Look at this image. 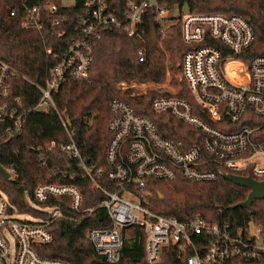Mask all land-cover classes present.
<instances>
[{
    "label": "built area",
    "instance_id": "obj_1",
    "mask_svg": "<svg viewBox=\"0 0 264 264\" xmlns=\"http://www.w3.org/2000/svg\"><path fill=\"white\" fill-rule=\"evenodd\" d=\"M78 1L81 6L75 34L57 51L52 46L46 47L55 62L44 82L29 79L40 90L32 107L20 108L21 98L10 83V78L19 71L2 57L0 50V123L9 119L17 127L31 110L57 109L54 91L69 77L89 75L95 41L101 38L105 28L114 26L130 36L141 35L146 12L152 13L162 29L179 24L183 40L191 45L180 63L181 88L156 96L152 107L156 112L172 114L196 128L197 142L188 144L183 139H172L160 131L151 116L138 113L129 101L115 96L110 102L111 139L106 150V166L83 160L80 147L72 137L60 143L51 141L46 144L47 149L58 146L61 153L79 158L82 177L92 180V190L99 188L106 194L100 206L106 208L111 224L89 228L87 235L110 262L120 258L124 228L130 225H140L145 230L149 262L160 260L170 244L178 246L187 264H222L234 255L250 258L257 250L264 251V222L250 220L243 234L241 229L233 234L227 224L207 220L202 214L181 220L160 214L149 206L152 179L184 177L211 181L222 176V171L264 179V141L252 138L260 126L244 125L228 131L217 125L239 120L248 107L264 115V55H255L249 61L238 56L254 41L250 21L239 13L195 12L188 1L182 0H126L124 8L110 7L108 0H75L70 5ZM24 13L21 23L24 29L42 30L50 25L49 30H52L66 18V13L59 12V6L51 0L25 3ZM65 33V29L58 31L59 36ZM139 55L140 60H144L143 50ZM232 63L233 67L229 68ZM230 69L243 79L237 80ZM121 83L119 87L124 89L138 84ZM183 90L196 101L198 111L194 110L189 96L181 94ZM61 119L66 126L65 119L62 116ZM3 168L9 173L7 178H19L15 165ZM55 174L56 181L36 185L33 190L36 200L68 197L75 211L88 210V215L94 211L95 207L82 209L81 188L65 180L68 175L74 178V174L62 171ZM36 207L45 209L53 217L62 214L57 206ZM20 214L28 217H20ZM50 221V218L19 212L0 189V264H70L64 258L39 252L40 245L53 239ZM209 236H213L212 239L204 244ZM202 246L206 248L201 251Z\"/></svg>",
    "mask_w": 264,
    "mask_h": 264
},
{
    "label": "trees",
    "instance_id": "obj_2",
    "mask_svg": "<svg viewBox=\"0 0 264 264\" xmlns=\"http://www.w3.org/2000/svg\"><path fill=\"white\" fill-rule=\"evenodd\" d=\"M44 1L0 0V50L2 57L19 71V74L10 78V83L14 93L21 98V109L32 107L37 102L40 90L30 80L44 82L50 66L55 62L53 54L46 52V47L52 46L57 51L71 39L75 34L81 6V1L66 6L62 0H51L59 6V12L66 13V18L52 30H49L50 25L42 30L24 29L21 23L25 15V3ZM182 1H188L195 12L221 11L245 16L253 26L255 38L238 56L249 61L255 55H264V0L261 3L256 0ZM108 2L110 7L124 8L126 0ZM12 10H15L14 14ZM61 29H65L66 33L59 36L58 31ZM190 47L182 38L179 24L162 29L150 12L144 14L141 35L130 36L122 28L109 26L102 32L101 38L95 41L89 75L83 78L69 77L54 91L57 109L31 110L17 127L9 119L0 123V189L5 191L19 212L51 219L53 239L38 247L41 254L64 258L70 264H187L186 256L176 244H170L160 260L149 262L146 258L145 230L140 225L124 228L120 258L115 262L108 261L87 235L89 228L111 224L106 208L100 206L106 194L102 189H91L92 180L82 177L79 158L61 153L58 146L47 149L46 144L51 141L60 143L72 137L80 147L83 160L106 166V150L111 139L108 129L112 116L110 102L115 96L129 101L138 113L151 116L160 131L172 139H183L188 144L197 142L199 137L196 128L172 114L153 109L152 101L158 96L155 90L136 94L131 87L125 91L119 88L122 81H164L168 68L175 71L178 60H182ZM140 50L144 51V60H140ZM230 72L237 80H241L233 70ZM173 81L177 83L176 76ZM181 94L189 96L184 90ZM189 100L194 110L198 111L196 101L191 96ZM217 125L228 131L244 125L260 126L252 138L264 141V115L254 112L251 107L239 120H228ZM11 164L20 172L18 179L7 178L1 169ZM61 171L75 175L74 178L68 175L65 180L81 188L82 209L95 207L89 215L88 210L82 212L72 209L68 197H51L46 201H38L33 197L37 184L56 181L55 173ZM149 187L153 192L149 206L166 216L188 220L202 214L207 220L227 224L233 234L238 229L243 234L250 220L264 222V198L254 199L251 207H231L247 198L249 188L224 176L211 181L184 177L152 179ZM36 205L43 208L57 206L62 214L53 217ZM212 237L209 236L203 243L208 244ZM205 248L202 246L200 249L202 251ZM222 264H264V251L257 250L256 255L250 258L234 255Z\"/></svg>",
    "mask_w": 264,
    "mask_h": 264
},
{
    "label": "rangeland",
    "instance_id": "obj_3",
    "mask_svg": "<svg viewBox=\"0 0 264 264\" xmlns=\"http://www.w3.org/2000/svg\"><path fill=\"white\" fill-rule=\"evenodd\" d=\"M65 5L73 4L75 0H62ZM181 60H178L177 66L178 68L173 71L172 69L168 68L166 78L164 81L157 83V82H138L137 85L131 86L133 92L136 94H145L149 90H155L158 95L164 94L166 90L169 91H178L181 88L182 80H181V67H180ZM176 76L177 83L173 81V77ZM134 82H127L126 84H132ZM122 84V83H121ZM120 88V87H119ZM120 90L125 91L124 88H120ZM20 217L26 218L28 217L27 214H20Z\"/></svg>",
    "mask_w": 264,
    "mask_h": 264
},
{
    "label": "water",
    "instance_id": "obj_4",
    "mask_svg": "<svg viewBox=\"0 0 264 264\" xmlns=\"http://www.w3.org/2000/svg\"><path fill=\"white\" fill-rule=\"evenodd\" d=\"M1 169L5 174V176L8 177L9 176L8 171L3 167H1ZM221 174L225 178L249 188V193L247 198L239 201L236 204L231 205V207H235V206L251 207L254 199L264 198V179H258L251 175L237 174L228 171H222Z\"/></svg>",
    "mask_w": 264,
    "mask_h": 264
},
{
    "label": "bare ground",
    "instance_id": "obj_5",
    "mask_svg": "<svg viewBox=\"0 0 264 264\" xmlns=\"http://www.w3.org/2000/svg\"><path fill=\"white\" fill-rule=\"evenodd\" d=\"M230 65H232V67H233L234 64L232 63V64H230ZM230 65H229V66H230ZM235 73H236V72H235ZM236 74H237V73H236ZM237 75H238V74H237ZM238 77H239L241 80L243 79V77H242L241 75H238Z\"/></svg>",
    "mask_w": 264,
    "mask_h": 264
}]
</instances>
